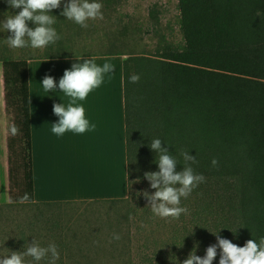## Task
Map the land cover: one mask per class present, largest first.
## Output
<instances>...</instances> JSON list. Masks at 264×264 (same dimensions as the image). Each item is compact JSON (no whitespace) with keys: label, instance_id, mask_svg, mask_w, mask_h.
Masks as SVG:
<instances>
[{"label":"trees","instance_id":"trees-1","mask_svg":"<svg viewBox=\"0 0 264 264\" xmlns=\"http://www.w3.org/2000/svg\"><path fill=\"white\" fill-rule=\"evenodd\" d=\"M119 1L98 0L106 7ZM62 2L51 12L57 17L53 27L61 36L55 44L14 49L6 42L11 33L0 32L4 100L20 129L8 142L9 199L13 202L0 205V258L11 251H26L32 239L42 247L57 245L56 264H182L191 251L203 257L206 248L217 243L211 232L218 230L221 238L241 247L249 239L259 243L264 238V0H177L181 43L174 44L162 34L150 53L107 51L124 56L129 187L127 197L120 200L126 204L124 223L107 225L112 235L104 249L107 261H95L93 245L84 239L87 236L76 238L80 231L56 223L7 219L3 207L34 206L42 214V206L51 205L33 198L25 59L80 52L61 32L77 27L61 15L66 0ZM19 11L0 0L4 19ZM28 24L34 27L31 21ZM133 74L140 76L139 82H130ZM156 138L177 159V171L185 163L181 153L188 151L195 156L194 172L205 177L181 199L188 213L176 220L155 216L143 195L155 191L144 173L159 170L157 154L149 147ZM25 192L32 202L19 203ZM114 233L121 238L114 240ZM219 252L217 248L212 264H219ZM25 260L37 264L31 257ZM38 264H48V258Z\"/></svg>","mask_w":264,"mask_h":264},{"label":"clouds","instance_id":"clouds-1","mask_svg":"<svg viewBox=\"0 0 264 264\" xmlns=\"http://www.w3.org/2000/svg\"><path fill=\"white\" fill-rule=\"evenodd\" d=\"M6 2L9 7L20 9L18 13L0 21V27L11 33L6 41L11 48L43 49L61 39L53 27L57 17L51 12L61 6L62 0H6ZM102 7V3L98 0H66L61 15L86 28L88 20L103 18ZM29 21L34 27H29ZM95 61V57L78 58V62L73 63L70 69H65L58 85L50 75H45L43 78L41 85L44 92L50 93L58 87L59 91L69 98L66 105L60 102L54 103L52 107L53 113L59 118L51 127V132L57 137L63 136L66 132L84 134L94 130L95 124L86 117L85 108L80 102L85 101L91 92L98 89L105 82L106 74L114 68L110 62L99 66ZM129 80L137 83L140 76L133 74ZM19 132V127L13 123L9 128L10 135L16 136ZM149 147L157 154L156 163L159 170L144 173L145 178L150 182V187L155 189L151 194L147 191L143 192L148 201L147 206L155 216L179 219L182 214L188 213V209L181 206V199H186L198 184L204 182L205 177L194 172L191 164L196 163L195 156L189 155L188 151L181 153L185 163L183 169L177 171V159L169 154L167 147L162 146L159 138L153 139ZM211 163L216 166L218 162L213 159ZM8 202L13 201L9 199ZM29 202H32L29 193L25 192L19 197V203ZM232 232L235 233L236 230ZM211 233L216 236L217 243L209 245L203 257L196 255L195 250L191 251L182 264H212L217 256V248L220 249L219 264H264V238H261L259 243L249 239L241 247L229 239L221 238L218 234L219 230ZM120 238L119 234H113L114 240ZM181 245L182 242L177 246ZM25 257H31L37 264L46 258L48 264H56L59 252L55 243L42 247L38 241L32 239L26 251H11L10 255L0 258V264H27Z\"/></svg>","mask_w":264,"mask_h":264},{"label":"crops","instance_id":"crops-1","mask_svg":"<svg viewBox=\"0 0 264 264\" xmlns=\"http://www.w3.org/2000/svg\"><path fill=\"white\" fill-rule=\"evenodd\" d=\"M80 53L66 57H32L25 59L27 112L30 129L32 155L33 198L35 202H48L45 192L54 182H72L74 175L87 178L95 188L108 182L123 189L120 195L105 193L106 198L126 197L128 195V174L126 158V141L124 125V98L122 81L123 55L104 50H82ZM96 58V63L103 66L105 62L114 65L106 74L105 82L91 92L80 103L85 108L86 117L95 124L92 131L84 134L66 132L57 137L51 132L52 123L58 122L53 113L54 103H68V97L61 91L44 92L41 82L45 75L52 76L58 85L65 69H70L78 58ZM47 59V60H46ZM46 60V61H44ZM109 77H111L109 79ZM0 91V148H8L9 128L15 121V113L7 110L4 100L3 73H1ZM84 163L87 168L74 167V163ZM8 177V164H7ZM70 187V186H66ZM118 189V188H117ZM39 192L37 197L36 192ZM127 193V195H126ZM72 194V193H71ZM88 196H95L89 194ZM100 196V195H98Z\"/></svg>","mask_w":264,"mask_h":264},{"label":"rangeland","instance_id":"rangeland-1","mask_svg":"<svg viewBox=\"0 0 264 264\" xmlns=\"http://www.w3.org/2000/svg\"><path fill=\"white\" fill-rule=\"evenodd\" d=\"M101 11L103 18L88 20L86 28L77 24L75 30L61 29V32H65L63 34L69 36L76 50L86 48L89 51L150 53L162 34L174 44L182 41L178 25L177 0H120L113 6H103ZM4 20L0 14V21ZM1 31H4L2 27H0ZM1 73L2 63L0 62V79ZM7 164L8 148H0V205L2 206L9 201ZM85 165L81 162L73 164L74 167L87 168L88 166ZM73 177L75 180L72 182H54L50 189L42 191V193L45 192L46 199L51 204L42 206V214L34 206L3 207L4 214L11 223L36 220L50 226L56 223L65 229H71L72 232L80 231L76 238L81 239V236H87L84 239L93 245L95 251L92 252V250L91 255L95 261H107L109 257L104 249L112 236L107 230V225L117 226L119 222L124 223L123 214L126 211V204L124 200H120L127 196L106 198L101 195L109 193V190L103 185L95 188L87 178L88 175H84V178H78L77 175ZM107 187L112 190L109 194L120 195L123 191L119 189V186L115 184L112 186L109 182ZM39 192H36L37 197H40ZM89 194L95 196H88ZM113 200L119 201L114 204ZM101 240L106 243L104 244Z\"/></svg>","mask_w":264,"mask_h":264}]
</instances>
